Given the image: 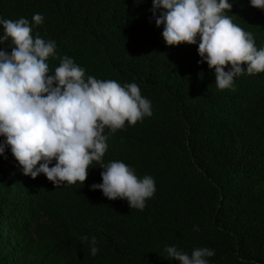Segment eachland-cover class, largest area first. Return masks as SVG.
Wrapping results in <instances>:
<instances>
[{"label": "trees", "instance_id": "16d2710c", "mask_svg": "<svg viewBox=\"0 0 264 264\" xmlns=\"http://www.w3.org/2000/svg\"><path fill=\"white\" fill-rule=\"evenodd\" d=\"M230 3L226 14L264 47V11L248 0ZM150 7L151 0H0V19L31 24L43 15L33 33L56 43L50 71L69 56L85 78L139 86L152 115L107 133L102 162L122 161L156 189L143 210L128 208L89 189L100 183L98 162L83 185L53 188L42 174L21 175L6 149L0 264H178L164 252L170 245L189 254L211 248L209 264H264V72L218 89L212 70L197 63L196 45L165 46ZM82 236L96 238L94 256Z\"/></svg>", "mask_w": 264, "mask_h": 264}, {"label": "clouds", "instance_id": "9594fccd", "mask_svg": "<svg viewBox=\"0 0 264 264\" xmlns=\"http://www.w3.org/2000/svg\"><path fill=\"white\" fill-rule=\"evenodd\" d=\"M248 4L264 11V0ZM231 8L230 0H151L149 9L155 27L162 26L165 46L196 45L197 63L212 70L221 90L232 88L242 73L264 72V47L258 49L251 33L233 22L235 15L226 14ZM43 20L38 12L31 24L24 17L0 19V157L6 158L7 149L21 175L35 179L42 174L53 188L83 185L90 163L98 162L100 183L89 189L143 210L156 190L154 179L138 178L119 160L104 164L102 157L107 133L124 128L125 121L131 126L151 116V102L135 82L85 78L84 68L69 56L60 57L50 71L56 43L33 33ZM81 241H87L91 255L97 253L95 237L82 236ZM164 252L178 264H209L207 258L214 255L208 247L189 254L175 245L165 246Z\"/></svg>", "mask_w": 264, "mask_h": 264}]
</instances>
